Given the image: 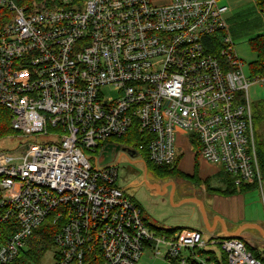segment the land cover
<instances>
[{
    "label": "built area",
    "instance_id": "1",
    "mask_svg": "<svg viewBox=\"0 0 264 264\" xmlns=\"http://www.w3.org/2000/svg\"><path fill=\"white\" fill-rule=\"evenodd\" d=\"M0 8L11 14L0 29V143L8 131L21 140L0 151L23 148L17 157L0 152V222L16 221L0 264L15 263L49 218L62 224L53 264H83L96 252L103 264H139L147 247L171 264H218L213 255L264 264V253L255 257L240 239L156 233L117 186V164L88 158L133 131V159L170 166L179 137L238 189L257 184L264 201L249 98L264 76L248 78L228 34L227 6L0 0ZM218 33L225 38L209 45ZM107 87L118 98L106 99Z\"/></svg>",
    "mask_w": 264,
    "mask_h": 264
},
{
    "label": "crops",
    "instance_id": "2",
    "mask_svg": "<svg viewBox=\"0 0 264 264\" xmlns=\"http://www.w3.org/2000/svg\"><path fill=\"white\" fill-rule=\"evenodd\" d=\"M156 5H168L171 0H152ZM222 6H227L229 12L226 17L228 34L230 35L235 49L240 43L248 42L253 38H256L264 34V13L260 10L255 0H219ZM248 40V41H246ZM237 45H236V44ZM252 52V51H251ZM238 55V52L236 50ZM252 60L250 63L255 62L257 56L252 52ZM240 59V58H239ZM241 60V59H240ZM242 61V60H241ZM249 63V64H250ZM249 70V69H248ZM247 74V73H246ZM248 76V74H247ZM249 98L251 103L263 102L264 103V84L259 82H254L249 91ZM178 147L180 152V158L186 156V149H182L181 145L185 144L183 140L179 141ZM182 145V146H183ZM123 149V148H121ZM191 149V148H190ZM122 156L133 157L129 151H121ZM190 152V151H189ZM119 154V153H118ZM189 155V160H187L181 167L179 163V169L188 175H194L195 167L197 165L198 169V179L200 181H215L220 184L227 186L226 178L230 179L228 175L223 171L221 166H214L203 161L199 157L196 158V152L191 151ZM258 156V151H257ZM117 157V156H116ZM132 158V159H133ZM116 159V158H115ZM259 161V160H258ZM114 163V162H113ZM260 165V164H259ZM155 175V174H154ZM262 175V173H261ZM158 177V176H157ZM160 178V177H158ZM221 179V180H220ZM263 179V194H264V177ZM170 183L167 185H159L154 183L152 188H156V193L159 195H171V199L176 200V196L179 205L190 204L192 210L195 212V218L197 221L198 229H187L188 231H198L203 235L205 240L212 239L214 237H224V238H236L240 239L248 249L259 256L264 252H259L260 249L264 250V224L258 222H251L248 220L245 208V199L242 194L243 186L255 185L252 190L259 191L257 184H244L239 189H237V194L233 196H226L222 194H208L204 188L196 189L193 186H188L189 184L182 182H176L174 179L169 178ZM209 182V183H210ZM212 185V184H211ZM170 186V188H169ZM214 189H217L216 187ZM225 190V189H224ZM180 192L179 196L177 193ZM250 192V191H248ZM214 193H216L214 191ZM262 196V195H261ZM263 199V198H262ZM160 229H166L162 225L159 226ZM151 228V227H150ZM161 229V230H162ZM170 231V230H166ZM172 231V230H171ZM186 231V230H182ZM181 232V231H180ZM178 232V233H180ZM167 236H175L177 234H166ZM259 249V250H258ZM184 256H188L189 252H184ZM203 255V254H201ZM215 256V255H214ZM205 257V256H204ZM139 264H171L168 260L163 257H154L152 249L147 247L144 255L139 262Z\"/></svg>",
    "mask_w": 264,
    "mask_h": 264
},
{
    "label": "rangeland",
    "instance_id": "3",
    "mask_svg": "<svg viewBox=\"0 0 264 264\" xmlns=\"http://www.w3.org/2000/svg\"><path fill=\"white\" fill-rule=\"evenodd\" d=\"M236 50L238 52V57L243 62L244 70L248 74V66L253 58L248 42L240 43V45H237ZM104 95L106 99H116L119 96V94L114 90L113 87L105 88ZM257 133L259 134V136L262 135L264 137V124H262V126L259 128V131L255 129V142L257 140ZM2 137H7V139L6 141L4 140L2 143H0V150L13 149L21 141L15 133H12L10 131L3 134ZM177 139V142H179V137H177ZM111 143L116 144L119 143V141L112 140ZM182 145L181 148L186 149V152H188L181 162H179L181 160V158L179 157L180 154L177 156L175 164L178 166V164L181 163V167L187 160H189L188 154H190V152L192 151V149H190L191 147L188 148L187 145ZM122 147H125V145H122ZM179 148L180 147H177L178 153L180 152ZM0 152H5L9 156L17 157L19 154L23 153V148L22 146H20L18 150ZM102 153V151H98L97 153H88V158L91 159V163L93 166H95L93 159H95L96 157H101ZM144 159L143 157L141 159H130L127 156H122L121 152L114 160V164H117V167L119 169V178L116 183L117 186L125 192L128 198L132 199L139 205L141 211L144 213L143 219L145 220L146 225L148 227L152 226L153 228L159 229V226L162 225L164 228H166H161L162 234L166 233V230H174L175 233L173 234H178V232L182 230L198 229L197 227L199 224H197L196 218L194 217L195 212L192 210V206L190 204L179 205L176 203L178 202L177 196L176 200H173L171 199V195H159L156 193V190L152 189V186H154V183L156 182V184L159 185H167L168 183H170V181L167 177L158 178L156 175H154L151 168H146L145 163L143 162ZM170 179H174L176 182H182L183 184L187 183L189 184L188 186H193L198 190L201 189V191L202 188H204L208 194L213 195H217L219 193L209 191L208 187L212 189L216 187L220 190L226 189V185L217 183L215 181H212V183L209 181L210 183L205 184V181L202 182L198 178L187 179L174 176ZM179 194L180 192L177 193L178 196ZM242 197L245 199V213L248 220L251 222L255 221L264 224V201L259 191L246 190L245 193L242 194ZM262 246H264V244ZM56 252L57 249L53 246L52 249L47 252L40 264H53V259ZM259 252H264V250L260 249ZM252 253H254V251H252ZM257 256L259 257L258 254Z\"/></svg>",
    "mask_w": 264,
    "mask_h": 264
},
{
    "label": "trees",
    "instance_id": "4",
    "mask_svg": "<svg viewBox=\"0 0 264 264\" xmlns=\"http://www.w3.org/2000/svg\"><path fill=\"white\" fill-rule=\"evenodd\" d=\"M256 4L260 8V10L264 13V0H255ZM11 20V14L8 9L6 8H0V29ZM225 33H218L216 36H213L208 39L209 45L211 43L213 44V41L217 39V42L223 40L225 38ZM221 45V44H220ZM249 46L251 51L257 56V59L255 62H252L248 66V78L251 81L260 79L264 76V34L260 35L256 38H253L249 41ZM252 112H253V120H254V129L259 131V128L264 124V103L263 102H256L252 103ZM262 136V135H261ZM259 136L257 133V140H256V147L258 151V160L260 164V169L262 176L264 177V137ZM119 143L125 146H135L139 143V138L136 135L135 132H129L127 136L121 137L119 140ZM199 147H197L198 149ZM145 155V154H144ZM199 157L196 153V158ZM146 164L148 168H151L153 170V173L158 177H167V178H173L175 177H181V178H187V179H197L198 177V169L197 165L195 167V173L194 175H188L184 173L182 170L179 169L176 164L170 165V166H155L151 162L146 160ZM205 184H208L209 181H205ZM226 189L220 190V189H212L209 188V191H215L220 194L226 195V196H233L237 194V189L235 188L234 182L231 179L226 178ZM255 185L251 186H243L242 191L253 189ZM0 212V216H1ZM16 221L11 219L6 222H0V246L4 245L11 236L16 231ZM62 227V224L58 222H54L53 218H49L47 222H45L43 225H41L38 229H36L31 237L27 241L28 248L26 251H23L21 256L15 261L13 264H40V262L43 260L45 255L48 251L52 249L54 246V239L56 235L59 233L60 229ZM151 229L155 231L158 234L161 233V229L159 228H153L151 226ZM175 233L174 230L167 231L166 234H173ZM51 248V249H50ZM253 255L256 257L257 254ZM258 257V256H257ZM211 260L217 261L218 264H227L226 258L223 256L222 260L219 262L218 258L216 256H212ZM83 264H103V258L99 253H94L87 255L85 261Z\"/></svg>",
    "mask_w": 264,
    "mask_h": 264
},
{
    "label": "flooded vegetation",
    "instance_id": "5",
    "mask_svg": "<svg viewBox=\"0 0 264 264\" xmlns=\"http://www.w3.org/2000/svg\"><path fill=\"white\" fill-rule=\"evenodd\" d=\"M114 146L113 148H110V151L108 152V154L105 156L104 153L105 151H103L102 153V159H103V162L104 161H108L109 159L113 158L114 154L116 153V148L117 147H120V148H125L126 151H130L132 150V146H125V147H122V144L120 143H116V144H113V143H110L108 146ZM119 153H121V151H119ZM147 168V167H146Z\"/></svg>",
    "mask_w": 264,
    "mask_h": 264
},
{
    "label": "water",
    "instance_id": "6",
    "mask_svg": "<svg viewBox=\"0 0 264 264\" xmlns=\"http://www.w3.org/2000/svg\"><path fill=\"white\" fill-rule=\"evenodd\" d=\"M113 147H114V146H112V145L107 146V147L105 148V153H104V155L106 156V155L108 154V152L110 151V148H113ZM119 151H124V152H126V149H125V148L121 149L120 147H117V148H116V153L114 154L113 158L109 159L108 161H104V162H102L101 165H102V166H106V165H109V164L113 163L114 160H115V158H116V156L118 155ZM129 153H131V156H134V154H135V152H133V151H129ZM152 189H156V188H152Z\"/></svg>",
    "mask_w": 264,
    "mask_h": 264
},
{
    "label": "bare ground",
    "instance_id": "7",
    "mask_svg": "<svg viewBox=\"0 0 264 264\" xmlns=\"http://www.w3.org/2000/svg\"><path fill=\"white\" fill-rule=\"evenodd\" d=\"M261 170V169H260Z\"/></svg>",
    "mask_w": 264,
    "mask_h": 264
}]
</instances>
